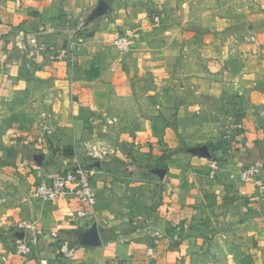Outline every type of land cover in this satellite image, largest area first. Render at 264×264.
Returning a JSON list of instances; mask_svg holds the SVG:
<instances>
[{
  "label": "crops",
  "instance_id": "1",
  "mask_svg": "<svg viewBox=\"0 0 264 264\" xmlns=\"http://www.w3.org/2000/svg\"><path fill=\"white\" fill-rule=\"evenodd\" d=\"M22 1L16 10L14 3L0 7V139L7 143L0 155L10 150L15 163L0 168V176L12 180L13 192L6 195L14 201L0 228L24 219L33 224L37 237L30 254L21 257L12 252L15 229L3 234L7 241H0L1 264H201L193 245L197 240L186 231V222L193 221L209 195L218 206L227 202L246 209L235 211L246 226L252 219L264 221V195L242 183L238 167L225 165L209 177L208 156L199 153L224 138L222 132L234 129L229 146L237 153L245 144L264 178V14H255L245 0H223L216 9L207 0H143L141 7H121L125 14L150 8L172 18L182 11L194 22L221 31L237 24L241 12L249 20L243 38L218 45L210 65L191 75L193 89L184 92L171 114L175 124L167 117L161 125L160 115L124 125L112 112L117 100L131 96L125 68L129 58L109 57L99 49L104 43L97 37L99 30L91 38L75 37L80 28H93L99 20L111 26V17L87 25L80 17L87 6L70 16L65 2ZM114 21L123 23L120 17ZM162 25L153 28L157 37L175 34L179 22L174 18ZM168 40L158 41V49L175 56L178 44L172 36ZM233 88L236 113L227 114L225 121L206 118L208 109L224 110V91L235 92ZM217 127L224 129L218 132ZM144 137L153 146L149 152L140 140ZM93 142L104 143L109 151L92 175L97 196L92 217H79L85 208L73 198L43 201L33 195L39 178L54 173L60 163H92L86 152ZM124 145L132 148L130 154ZM160 176L166 177L161 190ZM0 197L2 207L6 196L0 192ZM22 232L31 236L30 230Z\"/></svg>",
  "mask_w": 264,
  "mask_h": 264
},
{
  "label": "rangeland",
  "instance_id": "2",
  "mask_svg": "<svg viewBox=\"0 0 264 264\" xmlns=\"http://www.w3.org/2000/svg\"><path fill=\"white\" fill-rule=\"evenodd\" d=\"M14 1L15 0H0V7H6L8 3H14ZM37 1L40 2V0ZM50 1L54 3L65 2L66 6H64V8L67 9V14L70 16L74 14L77 7L87 6L86 11L80 12L82 23L84 21L87 25L88 23L89 25L95 23L96 19H101L105 15L111 17V21H108L111 26H109L107 22L106 24L98 23L99 20L96 21V24L92 25L93 28H80L79 32H76L75 37L83 39L91 38L93 34L99 30L97 37L104 42L102 44L103 47L100 46L99 49L104 48L102 49L103 52L109 57L121 59L125 56L124 58H129L126 60L128 62L125 64V68L127 69L125 70L128 71V84L130 85L131 96L126 99L117 100L118 106L112 112L114 116H117L118 123L124 125H129V123H133L132 121L136 119L142 118L148 120L153 116L160 115L163 118V120L161 119V125L166 123L165 119H167V117L170 119L167 121L168 123L172 125L175 124L171 119V114L173 115L174 109L182 103L184 92L193 89L190 85V83L193 85L191 82V75H198L210 65L211 61L214 59L212 55L215 53L218 45H221L227 40H232V38H243L247 29L246 26L249 23L246 14L241 12L237 17V24L224 28L221 31L206 27L203 21L194 22L192 15L182 14V11L173 18L169 13L161 15L152 12L150 8H146V10L143 8H139V10L133 8L130 13L126 10V14L121 11V7H125L126 4H133L134 6L141 7L143 0H104L108 2L107 4L110 5V8L102 14L97 15L92 20H89L91 12L99 2H97V0H90L92 3L89 2L87 4H84L85 0ZM196 2H199V0H196ZM223 2V0H207L208 5H210L209 7L213 9H216V5L219 6V4ZM243 2L244 0H241V3ZM244 4L255 14H264V0H245ZM156 15L160 17L157 24L154 23L153 20V17ZM119 17L122 18L123 23L113 25L116 23L114 18L119 19ZM174 18L179 22L175 34H168L167 36L160 34L159 37H157V34H153V28H159V26H163L162 24L166 25L167 21L170 22ZM100 24L103 26L102 29L97 27V25L100 26ZM123 29H129L132 32L134 43L130 49L120 52L113 47L112 40L116 34L120 33ZM3 36H5V34L1 35V37ZM169 36H172L178 44V47L173 49V51H176L175 56L164 55L163 51H159L160 49H158L161 47L157 46L160 45L158 41L162 43L169 42ZM2 42L5 43L4 40ZM35 78H37V80L41 79L38 76H35ZM24 82V79H22L21 85H24ZM34 86L38 87L40 83L35 82ZM233 89L235 92L231 90L232 93H230L231 91H224L226 97L224 100V102H226L225 106L222 105L224 110L221 111L218 109L217 111H212V109H208V111L205 112L206 118L224 119L225 121L227 120L225 117L227 114L236 113V108H232V106L234 104V98H237L234 95L237 93V89ZM237 104L239 105V102ZM243 104L244 102L241 101L237 115L239 114V110H241L240 108L243 107ZM222 115H224V117H222ZM116 123L117 122H115V124ZM222 128L223 127H217L214 129L220 132V130L224 129ZM233 130L234 129L231 130L230 128L226 130V132H222L221 135L224 136L226 133H229L231 137ZM215 131L216 130L213 132L216 133L217 131ZM140 140L143 141V147L147 149L148 152L153 149L147 137H144V139L140 138ZM119 143L120 142H117L116 145H119L120 149H122ZM5 144L7 143L1 138L0 149L2 151L6 148ZM213 144H217L219 147L230 145L225 138H221V140ZM124 146L123 149L125 152H128L126 154H130L132 148H126L127 146L124 148ZM135 146L141 145L136 144ZM176 149L181 150L182 147L179 148L177 146ZM234 156L239 159L242 156V152L236 153ZM13 158V154L12 152L10 153V150L3 152V154L0 155V168L8 164L15 165ZM180 160H183V158ZM181 164H183L182 161ZM164 179H166L165 176L159 177V190L162 188V180ZM11 183V179L0 176V192L6 196L3 198L5 200L1 201L0 219L2 220L4 215L8 212V206H11L14 202L6 195L12 194L13 192V190L9 189ZM3 186H5V190L2 188ZM162 192L163 190L161 194ZM147 193L148 192L145 191L143 194L146 196ZM229 204L225 202L218 206L214 198L209 195L202 201V206L200 205L198 207L196 212L197 215L194 216L195 218L193 217V221L186 222V231L195 241L197 240L193 245L197 251H200L201 264H264V221L252 219L249 221V225L246 226V224L240 220L238 214H236L237 212H235L240 211L245 213L246 209H239V206L237 209ZM5 217L7 218V216ZM21 221H24V219L20 220L18 218L15 222H5L2 224L3 226L0 228V241H7V238H4L5 233L11 234L13 229H15L11 234L12 236H10L12 240V237H14L13 234L19 231L16 230V226ZM25 236L26 235H24V237ZM13 251H15V249H12V252Z\"/></svg>",
  "mask_w": 264,
  "mask_h": 264
},
{
  "label": "built area",
  "instance_id": "3",
  "mask_svg": "<svg viewBox=\"0 0 264 264\" xmlns=\"http://www.w3.org/2000/svg\"><path fill=\"white\" fill-rule=\"evenodd\" d=\"M22 7L21 0H15L13 10ZM154 23L159 22V17H153ZM134 43V37L129 29H123L112 40L113 47L118 51H125L131 48ZM229 139V133L224 135ZM241 144V143H240ZM229 145H223L217 149L208 150L207 176H215L225 165L232 164L238 167V177L246 184H251L256 188L260 195H264V178L260 166L253 160V157L242 145L240 151L242 156L238 159ZM247 150V151H246ZM108 146L101 142H93L87 145V156L93 160L90 164L75 163L69 166L62 162L57 166L54 173L47 176H41L33 187V195L43 201H56L64 197L73 198L79 205L85 209L78 211L79 217H92L97 205V196L92 183V175L98 161L104 159L108 154ZM30 230L29 237H12L11 243L15 251L20 256L30 254L31 247L37 235L34 231L33 224L27 221H21L16 230ZM25 232V231H24ZM119 264V263H115Z\"/></svg>",
  "mask_w": 264,
  "mask_h": 264
},
{
  "label": "water",
  "instance_id": "4",
  "mask_svg": "<svg viewBox=\"0 0 264 264\" xmlns=\"http://www.w3.org/2000/svg\"><path fill=\"white\" fill-rule=\"evenodd\" d=\"M109 8L108 4L104 0H100L98 4L96 5L95 9L91 12V15L89 17V20H92L94 17L97 15L102 14L103 12L107 11ZM201 151L199 152L202 155L208 156V150L207 147L204 146L200 149ZM14 237L18 238H23L24 237V232L22 231H17L13 234Z\"/></svg>",
  "mask_w": 264,
  "mask_h": 264
},
{
  "label": "trees",
  "instance_id": "5",
  "mask_svg": "<svg viewBox=\"0 0 264 264\" xmlns=\"http://www.w3.org/2000/svg\"><path fill=\"white\" fill-rule=\"evenodd\" d=\"M207 146H208V148H209L210 151L219 148V146L217 144H212V143H210Z\"/></svg>",
  "mask_w": 264,
  "mask_h": 264
},
{
  "label": "bare ground",
  "instance_id": "6",
  "mask_svg": "<svg viewBox=\"0 0 264 264\" xmlns=\"http://www.w3.org/2000/svg\"><path fill=\"white\" fill-rule=\"evenodd\" d=\"M29 255V254H28ZM28 255H25V256H28Z\"/></svg>",
  "mask_w": 264,
  "mask_h": 264
}]
</instances>
